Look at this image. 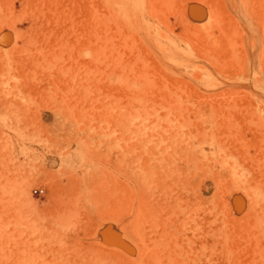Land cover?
Returning <instances> with one entry per match:
<instances>
[{"label": "rangeland", "instance_id": "374dc122", "mask_svg": "<svg viewBox=\"0 0 264 264\" xmlns=\"http://www.w3.org/2000/svg\"><path fill=\"white\" fill-rule=\"evenodd\" d=\"M51 1L0 0V264H264V0Z\"/></svg>", "mask_w": 264, "mask_h": 264}, {"label": "bare ground", "instance_id": "6f19581e", "mask_svg": "<svg viewBox=\"0 0 264 264\" xmlns=\"http://www.w3.org/2000/svg\"><path fill=\"white\" fill-rule=\"evenodd\" d=\"M31 3L32 4V12L27 14L25 17L29 19V21L32 23V25H35L38 20L41 17H44V14L46 16H49L48 18H58L57 15L54 17L52 13L49 11L43 10V8L47 5H49L52 1L51 0H22V5L24 6V3ZM126 1V0H125ZM150 9L146 7V0H134L133 5L131 6V10H126L125 13L123 12L122 15H124V20L128 21L131 24V21L133 22V25L139 24L140 26H146V27H158V25H164L166 22L163 19L162 14L165 12H173L174 15H177L180 10V6L178 4V0H153V3H150L148 5ZM134 12L136 16V22L132 20L134 16L131 15V13ZM23 18V17H22ZM137 23V24H136ZM120 81L123 82L121 86L129 87L130 80H127L125 76L120 78ZM139 113V112H138ZM155 116H158L156 112H152ZM140 114V113H139ZM166 114H170L169 112H166ZM135 122V129L138 127H148L144 123H138ZM166 123H170V117L168 115L162 116V118L159 119V125ZM138 134L137 132H135Z\"/></svg>", "mask_w": 264, "mask_h": 264}]
</instances>
